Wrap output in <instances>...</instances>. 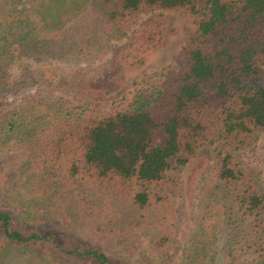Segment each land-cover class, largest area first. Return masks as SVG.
<instances>
[{"label":"trees","instance_id":"obj_1","mask_svg":"<svg viewBox=\"0 0 264 264\" xmlns=\"http://www.w3.org/2000/svg\"><path fill=\"white\" fill-rule=\"evenodd\" d=\"M159 8L195 15L196 29L178 66L125 108L44 95L0 102V154H21L0 161V264H117L111 253H123L106 238L138 234L166 257L176 239L166 171L203 145L212 146L213 165L200 177L183 264H264V181L240 158L264 133V0H0V91L55 83L52 70L31 61L14 73L25 57L80 58L86 64L72 70L71 85L102 98L164 44L161 19L137 22ZM110 49L109 62L92 65ZM91 190L111 204L94 203ZM130 256L120 259L158 264Z\"/></svg>","mask_w":264,"mask_h":264},{"label":"rangeland","instance_id":"obj_2","mask_svg":"<svg viewBox=\"0 0 264 264\" xmlns=\"http://www.w3.org/2000/svg\"><path fill=\"white\" fill-rule=\"evenodd\" d=\"M149 17L159 18L163 21V29L166 35L164 44L148 51L144 56L141 65L126 69L122 76L123 82L107 89L104 96L98 100L92 97H85L77 90L75 85H71L69 79L72 70L84 66L86 62L80 58L56 59L44 56H35L24 58L13 64V72L19 73L27 61L42 69H50L56 74L55 83L48 81L26 82L17 85L8 91H0V102L7 105H14L28 95H44L52 98H60L70 103L73 107L85 106L87 103L95 105L99 110L105 111L111 107L123 109L134 98L138 90L150 87L155 78L170 68L178 66V53L185 40L196 29L197 17L188 13L184 9L159 8L140 13L137 22L147 20ZM134 25L136 27L137 25ZM132 29L129 30L131 34ZM129 34L123 36L118 42L128 41ZM112 58V49H110L102 59H96L92 65L100 62H109ZM264 133L256 140L251 149L245 150L240 154L244 164L255 171H258L264 181V164L262 161L264 155L263 149ZM21 156L19 149L10 148L0 154V161H13ZM203 159V163L198 162ZM195 165L199 166L197 173H193ZM213 165L212 146L203 145L198 148L195 155L180 169L169 168L166 173L171 180V189L173 192V229L175 240H173L166 249V257L161 259L160 255L153 251L146 238L138 234L136 236H125L121 242L118 237H108L105 240L106 245L121 249L123 256H130L134 252L137 261L152 260L158 264H183L189 249V232L193 227L195 214L197 212L196 202L199 196L200 177L205 174ZM200 171V172H198ZM94 203H104L106 206L111 204V200L106 197L103 191H94L88 194ZM117 215L121 213L118 206L112 209ZM113 260L117 264H124L116 253H111ZM133 256V254H132ZM131 257V256H130Z\"/></svg>","mask_w":264,"mask_h":264}]
</instances>
